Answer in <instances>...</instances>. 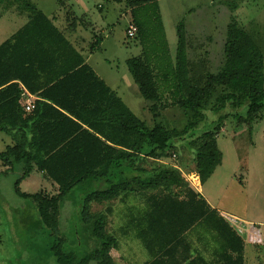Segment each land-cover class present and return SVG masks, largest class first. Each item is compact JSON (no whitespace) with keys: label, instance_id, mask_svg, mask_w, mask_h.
<instances>
[{"label":"trees","instance_id":"obj_1","mask_svg":"<svg viewBox=\"0 0 264 264\" xmlns=\"http://www.w3.org/2000/svg\"><path fill=\"white\" fill-rule=\"evenodd\" d=\"M157 1L125 3L133 10ZM0 4L15 5L17 12L27 15L26 23L0 43V132L11 141L0 152L5 168L0 175L20 172L13 190L29 211L20 219L30 243L28 257L52 258L56 264H116L111 251L120 248V238L131 235L147 255L134 264H244L243 238L210 209L183 179L180 168L163 160L172 159L173 142L189 139L194 157L188 173L198 174L201 184L212 175L221 162L216 138L229 114L221 113L197 135L194 130L214 96L212 112H220L225 104L244 105L239 119L245 125L251 128L260 119L264 108L261 32L230 24L223 65L215 74L193 72L184 56L181 30L169 68L153 65L143 55L126 59L139 95L151 103L153 125L149 126L93 72L64 32L35 4L28 0H0ZM67 14L72 20L67 28L75 26L76 19ZM131 14L138 35L142 23ZM156 19L160 20L158 14ZM94 39L90 51L101 43L100 37ZM23 89L36 96L30 112L24 110ZM174 106L186 116L182 130L169 128L161 120L162 112ZM34 172L46 181L44 189L21 191V182ZM134 195L144 198L146 209L139 213L129 204L117 229L119 236L109 232L113 202L125 204ZM66 202L74 215L63 230L61 213ZM93 203L102 209L92 211ZM19 210L13 209L14 213ZM196 224L211 227L218 235L220 252L215 263L193 257L185 233Z\"/></svg>","mask_w":264,"mask_h":264},{"label":"rangeland","instance_id":"obj_2","mask_svg":"<svg viewBox=\"0 0 264 264\" xmlns=\"http://www.w3.org/2000/svg\"><path fill=\"white\" fill-rule=\"evenodd\" d=\"M28 1L38 5L44 13H54L60 17L71 10L77 16L93 12L101 18L97 5L103 6L105 29L101 36L102 45L94 59L100 62L99 70H103L102 75L115 79L119 96L129 109L149 126L153 125L148 111L151 103L139 95L138 87L125 63L126 59L143 55L153 65L157 63L158 66L169 68L175 58L178 32L181 30L184 56L193 66V72L204 70L215 74L223 65L224 44L230 24L246 31H260L264 38V0H158L157 3H149L133 10L127 7L125 0H60L61 3L59 0ZM8 6L10 5L0 4V43L10 38L27 21L25 12H15V5H11L12 8ZM132 11L142 23V32L129 38L126 35V25L128 19L131 22ZM157 14L160 16L159 21L156 19ZM166 97L171 102L170 97ZM214 99L215 96L210 100L204 111L205 118L197 125L194 133L197 135L208 129L221 113L229 116L224 120L216 138L221 162L212 175L200 183L199 194L225 215L241 222L264 226V108L260 119L253 122L250 128L239 119L244 114V105L225 104L220 112L214 113L211 111ZM161 118L167 127L178 130H182L187 123L184 112L178 106L167 107ZM188 141L189 139H184L173 142L175 147L172 152L176 154V158L163 160L164 164L180 168L184 180L190 174L188 171L193 169L194 145ZM10 143L9 137L0 132V152ZM4 169L0 162V172ZM19 175V171L0 175V264H56L52 258L38 261L28 257L27 248L30 243L20 219L27 217L29 211L24 210L26 201L19 199L13 190V183ZM45 184L42 175L34 172L19 187L23 192L33 193L44 189ZM143 200L140 195H134L132 203L130 202L132 209L142 213L146 209ZM116 203L117 201L113 202L114 205ZM14 208L21 210L14 213ZM100 209L101 205L92 204V211ZM120 209L119 206L107 227L109 232L118 236L117 229L124 222V210L121 213ZM73 215V207L66 202L61 213L63 230L68 229ZM133 239L131 235L125 239L120 238V248L111 251L116 264H127L129 261L130 264L139 263L147 257L143 250L140 251L139 241ZM250 245L252 244L246 245L247 250L256 246ZM247 258L249 264H256L252 253L248 252ZM257 264H264L262 256Z\"/></svg>","mask_w":264,"mask_h":264},{"label":"crops","instance_id":"obj_3","mask_svg":"<svg viewBox=\"0 0 264 264\" xmlns=\"http://www.w3.org/2000/svg\"><path fill=\"white\" fill-rule=\"evenodd\" d=\"M36 6L39 10H41L38 5H36ZM97 10L100 11V17L101 18L96 16L93 12L88 14V15L84 14L83 16L82 15L77 16V15L73 14V12H71V10L67 11L68 12L67 17H69L71 19L72 18L76 19L75 20V22H76L75 26L72 25V26H70V28H67V22L70 25L71 24L70 22H72V20L66 18L67 12H65V14L60 17V15H57L54 13L46 14L42 10L41 11L48 18H50L52 20V22L55 24V26H57L59 29H61L64 32L67 39L82 54V56L84 57L85 63H87L90 66V68L93 70V72L108 87H110V89H112L119 96V93H118L119 87L115 83V79L112 78L111 76L106 77V75H102L103 70H99L100 62H97L94 59L95 53H97L100 50V46L102 45V37L101 36H102V31L105 29L104 28V22H103V13H102L103 6L98 4ZM15 12H17L16 9H15ZM0 16H1V14H0ZM2 16H4V15L2 14ZM131 16H133V14H131ZM85 19L86 20L88 19V21H85ZM128 22H129V19L127 20V24H128ZM96 37L101 38V43L95 51H90L89 50V44L91 42H93L95 40L94 38H96ZM34 97L36 99V96H34ZM122 101L124 102L123 99H122ZM199 186H201V184ZM198 192H200V187H199ZM131 200H133L132 196H130L126 200L125 204H123L122 202H117L115 205H113L114 214L119 209V206L121 207V209H120L121 213L123 212V210H127V207L129 206V204L132 203ZM204 200L206 201V203L208 204V206L210 207L211 210H214L218 214L219 217H221L223 220H225L224 216H226V215L224 213H222V211H220V209L211 205L205 198H204ZM262 230L264 233V226H262ZM217 236L218 235L216 234V232H214V230L211 229V227H205V226L203 227L200 224H196L195 226L191 227L185 233V239L190 244L191 252H193V257H195L196 255H199L206 262H211V263H215V261L218 258V254L220 252V249H219L220 244H219V240H218ZM246 245H249V244L245 243V245H244V252H243L244 264H249L248 258H247L248 252L252 253L253 260L256 262V264H257V262H260L261 256H262V258H264V246H257L256 247V246L250 245L253 248L250 250H247ZM141 264H144V261H142Z\"/></svg>","mask_w":264,"mask_h":264},{"label":"built area","instance_id":"obj_4","mask_svg":"<svg viewBox=\"0 0 264 264\" xmlns=\"http://www.w3.org/2000/svg\"><path fill=\"white\" fill-rule=\"evenodd\" d=\"M137 33V27L128 22L126 27V35L129 38H134ZM21 98L24 103L25 112H30L34 109L35 97L31 95L28 91L23 89ZM176 158V154L172 155V159ZM185 180L190 184L191 187L199 191L200 180L199 176L196 173H190L186 176ZM225 221L233 228L239 236H241L245 243L252 244L256 246H264V233L262 226L258 224L241 222L231 216H224Z\"/></svg>","mask_w":264,"mask_h":264}]
</instances>
